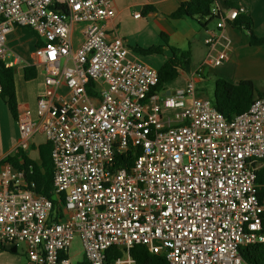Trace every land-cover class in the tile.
I'll return each instance as SVG.
<instances>
[{
	"label": "built area",
	"instance_id": "built-area-1",
	"mask_svg": "<svg viewBox=\"0 0 264 264\" xmlns=\"http://www.w3.org/2000/svg\"><path fill=\"white\" fill-rule=\"evenodd\" d=\"M211 14L219 31L206 45L212 52L225 42L218 66L229 59L225 27L248 8L215 4ZM115 16L113 0H0V62L13 54L14 28L31 29L50 89L36 118L18 122L17 149L29 152L35 135L45 136L53 189L64 197L56 219L53 202L28 180L31 168L0 158V245L23 243L27 264H73L77 238L89 264H105L113 246L126 250L115 264H135L130 250L140 244L169 264H249L241 248L264 242V96L228 120L199 96L205 64L184 89L155 90L158 71L109 38Z\"/></svg>",
	"mask_w": 264,
	"mask_h": 264
},
{
	"label": "crops",
	"instance_id": "crops-1",
	"mask_svg": "<svg viewBox=\"0 0 264 264\" xmlns=\"http://www.w3.org/2000/svg\"><path fill=\"white\" fill-rule=\"evenodd\" d=\"M182 1L184 0H113L116 16L107 22L106 31L108 36L109 38L119 36L124 40L130 51L136 54V47L146 49L152 46L164 45L161 39L162 33L168 37L170 46L181 50H190L194 66L191 68L190 64L188 70L185 69L186 67L180 70L184 84L176 90L184 89L192 74L201 65L205 64L204 77L197 81V85L205 83L207 79L214 80L217 78L234 84L248 80L254 83L259 92L264 93V46L251 45L247 33L234 27L231 23L224 29V35L231 43L229 59L221 65H214V57L223 49L225 42L222 40L216 49L211 52L206 45V40L210 35L218 34L217 23L214 20L204 28L196 19H169L168 16L177 10ZM227 3L245 5L248 8L247 15L252 18L254 23V34L258 37H264V0H217L216 6L225 12L227 9L232 8ZM146 7H152L153 9L144 14ZM136 12L141 13V17H134ZM39 44L40 40L36 33L25 27H15L8 37V47L13 54L7 59V65L14 67L16 72L17 70L21 72L23 80L24 69L27 66H36L38 74L36 79L32 81L24 80L23 85L22 82H18L16 79L19 120L14 121L16 123L14 124L13 121L7 123V120L0 119V158H6L15 153L20 139L18 122L24 118L35 119L38 98L50 90L45 85V73L35 55V49ZM17 55L18 58H16ZM137 55L145 57L140 54ZM169 55L170 53L164 45L163 54L154 56L163 65ZM148 59L151 58L148 57ZM38 79L41 82L40 88L38 90L31 89L30 85ZM61 91L65 93L64 88ZM166 91L169 93L172 90ZM0 99L2 100L1 97ZM34 139L35 137L32 140L30 150L35 148ZM262 166L263 163L261 162L259 168ZM13 247H15L13 253L8 250H0V264H27L26 246L23 243H18ZM84 258L83 248L81 247V260L76 263H80Z\"/></svg>",
	"mask_w": 264,
	"mask_h": 264
},
{
	"label": "trees",
	"instance_id": "trees-1",
	"mask_svg": "<svg viewBox=\"0 0 264 264\" xmlns=\"http://www.w3.org/2000/svg\"><path fill=\"white\" fill-rule=\"evenodd\" d=\"M217 0H184L179 4L176 11L171 13L168 18L178 20L183 18H191L198 20L201 25L206 28L207 25L215 20L211 14L212 7ZM229 7H237L235 3H227ZM152 7H146L144 14L152 11ZM234 27L244 30L249 39L250 44L255 46H264V37H258L253 31V20L249 15H240L232 24ZM161 39L167 47L170 55L166 62L157 70L159 75V82L155 90L166 91V84L176 80L180 75V70L184 65H189L191 60L190 50H181L169 45L168 37L161 34ZM164 45L152 46L150 48L136 47L135 52L142 56H149L152 54H163ZM38 70L36 66H27L24 69V80L32 81L36 79ZM0 80L3 86V92L0 95L5 102L8 111L14 121L19 120V105L17 99V85H16V71L14 67L7 66L6 62H0ZM93 83L88 85V90L91 92ZM264 96V93L259 92L252 81L244 80L237 84L217 78L214 81V94L211 99L214 107L224 114L228 120L246 113L255 98ZM131 158V153H127ZM40 160L35 163L29 158V152L18 148L14 154L5 158L6 163L12 164L18 169L29 170L32 173L28 176V180L33 183V190L53 202L54 214L56 219L63 217L64 197L57 195L53 189L54 165L51 159V145L46 141L40 146ZM124 159V158H123ZM128 162V163H127ZM260 162L263 166L257 171V184L260 196H264V159ZM131 163V160H130ZM121 166H127L129 160L125 163L121 162ZM264 234V215H263V231ZM0 250H8L15 252V247L6 248L0 245ZM125 248L119 246L111 247L106 253L105 264H115V262L123 258L125 255ZM241 255L243 259L249 264H264V242L249 245L241 248ZM130 256L135 264H169L166 257L162 254H154L150 252L145 245H135L130 250ZM78 264H89L86 259Z\"/></svg>",
	"mask_w": 264,
	"mask_h": 264
},
{
	"label": "rangeland",
	"instance_id": "rangeland-1",
	"mask_svg": "<svg viewBox=\"0 0 264 264\" xmlns=\"http://www.w3.org/2000/svg\"><path fill=\"white\" fill-rule=\"evenodd\" d=\"M154 55H156V54L145 56L144 58L147 57L146 58L147 60L144 59L143 57H140L139 55H138V57L144 63H146L147 65H149L152 68L158 70L161 67L162 63L160 62V60H157V58H155L156 56H154ZM148 57L151 58V59H148ZM192 59H193V57H192V54H191V60H190V64L191 65L189 64L191 66V68L194 66V61H192ZM189 65H184V68L186 67L185 69L188 70L189 69ZM41 74L43 75V73H41ZM16 79H17L18 82H22V85L24 84V80L22 78V73L19 72L18 70L16 72ZM39 79L36 82H33V84L30 85L31 89L33 88L34 90H38L40 88L41 82H40ZM214 80L213 79H209V80L207 79L205 83L197 85L198 93H199L200 96H202L203 98L210 99V100L213 99V94H214V84H213V82H214ZM183 84H184L183 77L181 75H179L176 80L166 84L165 86H166L167 90L174 91V90L182 87ZM170 112L171 111H169V113ZM0 119H2L3 121L7 120V123L9 121H13V123L16 124L14 122V120L11 118V116L9 114V111H8V108L5 105V102L2 101L1 99H0ZM40 135L41 134H39V133H37L35 135V139H34L35 148L32 149V150H29V155L34 160H40V158H41V156H40V146L43 145L45 143V141H46L45 140V136L44 135L40 136ZM81 247H82L81 246V241L79 240V238H77L75 243L72 245L71 251H70V256H71V259L73 260V264H77L76 262H79L81 260Z\"/></svg>",
	"mask_w": 264,
	"mask_h": 264
},
{
	"label": "water",
	"instance_id": "water-1",
	"mask_svg": "<svg viewBox=\"0 0 264 264\" xmlns=\"http://www.w3.org/2000/svg\"><path fill=\"white\" fill-rule=\"evenodd\" d=\"M167 94H169V93H167Z\"/></svg>",
	"mask_w": 264,
	"mask_h": 264
}]
</instances>
